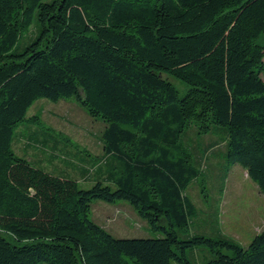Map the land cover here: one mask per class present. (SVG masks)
<instances>
[{"label":"trees","instance_id":"16d2710c","mask_svg":"<svg viewBox=\"0 0 264 264\" xmlns=\"http://www.w3.org/2000/svg\"><path fill=\"white\" fill-rule=\"evenodd\" d=\"M263 58L264 0H0V264H264V230L247 247L188 237L186 194L193 127L224 137L221 166L264 193ZM71 97L105 122L104 166L78 174L97 177L88 190L13 151L35 101ZM94 201L127 202L163 236L114 238Z\"/></svg>","mask_w":264,"mask_h":264},{"label":"rangeland","instance_id":"374dc122","mask_svg":"<svg viewBox=\"0 0 264 264\" xmlns=\"http://www.w3.org/2000/svg\"><path fill=\"white\" fill-rule=\"evenodd\" d=\"M36 28L34 22L21 38L17 51L32 41L35 33L31 35V32ZM261 78L264 81V71ZM170 81L181 97L186 94L184 84L175 78ZM104 127L105 122L101 118H92L75 97L58 102L39 99L28 109L25 121L16 127L13 151L30 161H39L32 163L46 172L59 175L65 171V177L77 180L81 189L88 190L97 177L82 180L79 169L87 168L93 174L104 166L101 141ZM222 139L225 140L224 137L199 136L194 127L187 135L192 163L198 161L200 165V176L186 191L198 211L187 235L223 237L247 247L264 230V193L240 165L236 164L228 171L221 166L218 156L224 150ZM104 183L114 188L112 184ZM89 219L117 239L163 236L153 232L124 201L112 204L94 201ZM206 251V248H197L193 253L189 252L188 257L192 262H200L206 257Z\"/></svg>","mask_w":264,"mask_h":264},{"label":"crops","instance_id":"0c3cea01","mask_svg":"<svg viewBox=\"0 0 264 264\" xmlns=\"http://www.w3.org/2000/svg\"><path fill=\"white\" fill-rule=\"evenodd\" d=\"M82 170H83L82 168H81V169H79V171H80V173H81V174H82Z\"/></svg>","mask_w":264,"mask_h":264}]
</instances>
